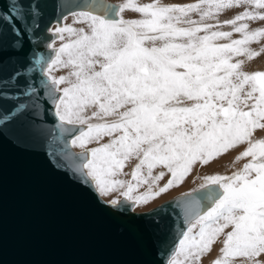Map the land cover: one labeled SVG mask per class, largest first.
Returning a JSON list of instances; mask_svg holds the SVG:
<instances>
[{"label":"snow or ice","instance_id":"obj_1","mask_svg":"<svg viewBox=\"0 0 264 264\" xmlns=\"http://www.w3.org/2000/svg\"><path fill=\"white\" fill-rule=\"evenodd\" d=\"M245 6L253 10L226 22L242 39L222 45L214 42L231 38L232 31H212L219 25L197 24L189 18L197 13L206 21L224 10ZM109 7L89 6L90 10L73 14L74 22L86 24L88 33L57 27L55 33L61 39L64 33L76 39L56 50L48 64L51 83L68 84L56 103L55 116L62 123H87L92 117L83 113L93 106L98 108L93 117H118L112 123H89L72 140L73 146L86 148L104 135L122 133L92 148L90 158L85 155L80 171L86 182L101 195L125 188V182L116 177L125 161L136 155L140 158L132 174L136 185L128 183L122 195L135 205L147 204L182 183L197 162L206 165L247 142L250 146L243 156L253 162L232 177L205 178L202 198L208 201L207 207L196 212L168 264H198L229 228L223 242L225 258L251 259L264 254V140H251L255 130L264 129V72L248 75L240 71L241 63L231 62L234 55L249 59L258 55L245 46L264 38V30L249 31L247 23L239 22L264 21V0H201L187 7H140L129 0L118 11L143 14L144 19L133 21L110 18L103 11ZM181 23L193 26L182 28ZM202 32L206 34L198 35ZM157 41L163 43L156 46ZM54 67H71L75 80L55 79L51 76ZM21 77L17 70L8 79L19 85ZM185 101H191V106H183ZM157 166L166 168L172 179L158 191L150 186L133 197L137 186L162 179L163 174L152 175ZM145 167L146 176L142 174ZM193 202L200 203L195 198ZM118 203L111 201L113 206ZM197 226L199 231L193 234Z\"/></svg>","mask_w":264,"mask_h":264},{"label":"water","instance_id":"obj_2","mask_svg":"<svg viewBox=\"0 0 264 264\" xmlns=\"http://www.w3.org/2000/svg\"><path fill=\"white\" fill-rule=\"evenodd\" d=\"M101 4L0 0V264H166L182 228L207 207L194 194L147 213L125 203L112 210L81 173L83 155L68 144L77 129L54 116L39 69L48 52L38 45L53 22ZM17 70L19 85L8 79Z\"/></svg>","mask_w":264,"mask_h":264},{"label":"rangeland","instance_id":"obj_3","mask_svg":"<svg viewBox=\"0 0 264 264\" xmlns=\"http://www.w3.org/2000/svg\"><path fill=\"white\" fill-rule=\"evenodd\" d=\"M102 3L104 2H110V0H98ZM114 3L117 4H123V2L128 3L129 0H113ZM132 3H134L137 6L143 7V6H149V5H156V6H166V7H187L188 5L191 4H198L201 3V0H132ZM107 5L106 3H104ZM117 4H114L116 6ZM113 6V7H114ZM120 6V5H118ZM112 8H109V12H107V15L116 20H121L119 17H121L122 12H119L118 10H115ZM90 10L89 8H79L75 9L72 12L68 13L65 15L63 18H61L59 21H56L52 23V25L45 31L44 35L46 37V43L45 41L40 43L38 45V49L43 52H48V57L47 59L43 62V64L40 66V73L42 78L45 80V83L48 87L51 88V92L54 94L55 99L52 105L53 112L55 115L56 111V103L57 100L63 95V89L68 86L67 83L59 84V85H53L51 83V80L49 79V72H48V64L51 62V60L55 59L56 56V50L61 48L64 44L66 43H71L76 39V36H70L68 33L63 34V39L60 38L59 35L55 33V29L57 27H72L76 29L77 31L80 30L78 25L82 26V29H84V26H87L86 24L83 23H74L73 20H75L74 13L80 12V11H87ZM130 10V9H129ZM246 10H253L249 8L248 6L241 7V8H233V9H227L224 10L222 13H220L218 16H213L211 19H208L206 21H201L200 20V15L197 13H192L190 14L189 18L193 21H196L197 24H213V25H219V27H214L211 30L212 31H232L233 35L231 38L227 40H218L215 41L214 43L217 45H222L224 43H230L231 40L233 39H242V35L235 33L233 28L228 25L226 22L230 19H234L236 15L241 14L243 11ZM98 11V10H97ZM261 11V10H257ZM132 15L127 16V20L124 21H133V20H141L144 19V16L142 13L139 12H133L129 11ZM129 15V13H128ZM137 15V16H135ZM239 23H247L249 25V31H257V30H264V21L260 20H252V21H242ZM78 24V25H77ZM74 26V27H73ZM193 25H189L187 23H181L179 27L182 28H188L192 27ZM86 30V29H85ZM88 33L89 30H86ZM54 37L57 36V41L54 39L52 40L53 34ZM49 33V34H46ZM206 33H199L198 35H204ZM53 37V38H54ZM50 38V39H49ZM44 43V44H43ZM163 42L162 41H157L156 46H160ZM40 46V47H39ZM147 46H152L151 42L147 43ZM249 51L256 52L258 53L257 56L249 59L247 55H239V56H233L231 59L232 63H241V68L240 71L252 75L255 74L256 72H264V38H261L260 40L253 42L249 45L245 46ZM45 49V50H44ZM47 49V50H46ZM66 59V58H65ZM97 59H102V58H97ZM54 67L51 71V76L54 77L55 79H59L60 77H66L71 80H75V77H72L70 74L73 71L71 67L67 68H58ZM64 70V71H63ZM96 70L99 71V65L96 66ZM60 73V74H59ZM65 74V75H64ZM74 78V79H73ZM56 88H59L60 91H56ZM247 90V88H246ZM252 102L249 101V104ZM192 102L191 101H185L183 106H191ZM243 107V105H242ZM86 108V112L83 113L85 117H92V119L88 120L87 123L85 124H68V123H62L58 117L55 116L57 122L61 126H69V127H75L77 129V133L71 137L68 142L69 145L72 149V151L75 154H82L83 155V161L81 165L85 162V155H87L90 158V150L95 147H99L103 144L110 143V140L118 138L119 135L122 133L117 132L114 135H104V137H101L99 141H93L89 143L86 148H80L79 146H73L72 145V140H74L77 136H79L80 131L87 130L88 124H100V123H112L115 120L118 119L117 116H112V117H107L104 119H100L99 117H93V110ZM88 110V111H87ZM95 110L98 111V108L95 107ZM248 110V109H245ZM91 111V112H90ZM95 111V112H96ZM89 112V113H88ZM87 113V114H86ZM107 138V139H106ZM110 139V140H109ZM105 140V142H104ZM252 142H258L261 140H264V129H257L253 132L251 136ZM109 141V142H108ZM103 142V143H101ZM100 144V145H99ZM250 145L245 142L244 144L237 145L226 152L220 154L219 156L215 157L214 159L210 160L208 164H203L200 162H197L193 166V170L189 173L188 176L185 177L184 181L182 183L176 184L172 188H169L168 191L161 193L159 196H157L155 199L149 201L147 204L143 205L142 208L139 209L137 208L138 205H135L133 201H128L125 200L124 196L122 193L127 190L126 186L128 183H132L133 185H136V182L132 180V174L136 169V166L139 164V159L137 156L134 157L132 155L127 161H125V165L121 173L116 177L117 179H120L125 182V188L123 189H118L116 191H113L108 194L109 198H107V195H101L94 187V190L96 191L97 195L99 198L112 210H116L122 203H125L132 209V213H147L150 212L151 210L165 204V203H172L184 198H187L189 196H192L194 194L197 195H202L203 192L205 191L202 188V185L205 183V178L209 176H224V177H232L233 175L242 172L244 166L248 163H252V158L251 157H244L243 152L247 150V148ZM213 164V165H212ZM142 174L147 175V168L145 167L142 169ZM163 174L162 179H160L156 184H143L139 185L136 187V190L132 193L133 197L137 195H142L146 191H148L149 187L151 186L152 191H158L160 188L165 187L168 183L169 180L172 179L171 173L168 172L166 168L163 166H157L152 170V175L153 176H158ZM114 200L118 201L119 203L113 206L111 204V201ZM110 200V201H109ZM141 207V204L139 205ZM144 206V207H143ZM147 208V209H146ZM205 210V209H204ZM203 210V211H204ZM194 218L188 221L185 224V228H182L181 234H180V239L183 238V232L187 230L189 227L190 222H193ZM193 231H199V226L193 229ZM231 231V228L225 229L224 233L221 234L220 237L217 238L215 243L211 246L212 251L208 252L207 255L205 254L204 257H206L203 261L204 264H215L216 261H223L225 264H253V260L257 262V264H264V254H261L258 257L255 258H248V257H227L225 258L224 253H223V242L227 238V233ZM179 240L174 244V248L172 249L169 257L166 260V264H168V261L172 258L173 256V250H176L175 248L179 244ZM203 257V258H204ZM202 258V257H201ZM206 260V261H205Z\"/></svg>","mask_w":264,"mask_h":264},{"label":"bare ground","instance_id":"obj_4","mask_svg":"<svg viewBox=\"0 0 264 264\" xmlns=\"http://www.w3.org/2000/svg\"><path fill=\"white\" fill-rule=\"evenodd\" d=\"M80 8H84V7H80ZM77 9H79V8H77ZM74 10H75V9H74ZM71 12H72V11H71ZM66 15H67V14H66ZM63 17H64V16H63ZM63 17H62V18H63ZM53 23H54V22H53ZM51 25H52V24H51ZM51 25H50V26H51ZM77 25H78V24H77ZM50 26H49V27H50ZM49 27H48V28H49ZM73 27H74V26H73ZM78 27L81 29V25H80V26L78 25ZM87 29H88V28H86V30H87ZM88 30H89V29H88ZM84 32H85V31H84ZM51 33L53 34V32H51ZM46 34H49V33H46ZM49 35H50V34H49ZM54 35H55V34H53V36H52V40L54 39V40L56 41V39L53 38ZM49 39H50V38H49ZM45 42H46V41H45ZM46 43H48V42H46ZM41 44H42V43H41ZM43 44H44V43H43ZM39 47H40V46H39ZM39 49H40V48H39ZM44 50H45V49H44ZM46 50H47V49H46ZM47 66H48V65H47ZM58 68L61 69L62 67H58ZM58 68H57V69H58ZM63 68H64V67H63ZM63 68H62V69H63ZM53 70H54V69H53ZM63 71H64V70H63ZM52 72H54V71H52ZM59 74H60V73H59ZM64 75H65V74H64ZM68 78H69V77H68ZM73 79H74V78H73ZM89 109H91V111L93 110L94 112L96 111V110H95V106H93V107H89ZM89 109H88V110H89ZM85 110H86V109H85ZM88 110H87V111H88ZM91 111H90V112H91ZM121 111H123V110H121ZM85 112H86V111H85ZM85 112H84V113H85ZM53 113H54V112H53ZM88 113H89V112H88ZM86 114H87V113H86ZM54 116H55V115H54ZM116 133H117V132H116ZM114 134H115V133H113V134H111V135H114ZM103 137H104V136H103ZM106 139H107V138H106ZM112 139H113V138H112ZM109 140H110V139H109ZM104 142H105V140H104ZM108 142H109V141H108ZM110 142H111V140H110ZM101 143H103V142H101ZM68 144H69V142H68ZM99 145H100V144H99ZM69 146H70V145H69ZM87 147H88V146H87ZM70 148H71V147H70ZM135 156H136V155H134V157H135ZM212 165H213V164H212ZM81 166H82V165H81ZM122 170H123V169H122ZM107 196H108V195H107ZM107 198H109V196H108ZM112 198H113V197H112ZM113 200H114V198H113ZM109 201H110V200H109ZM143 205H145V204H143ZM147 205H148V204H147ZM149 205H150V204H149ZM149 205H148V206H149ZM138 207H139V209L142 208V204H141V207H140L139 205L137 206V208H138ZM143 207H144V206H143ZM146 209H147V208H146ZM197 232H198V231H193V234H196ZM222 235H223V234H222ZM220 236H221V235H220ZM220 236H219V237H220ZM214 243H215V242H214ZM177 247H178V246H177ZM177 247H176V248H177ZM212 247H213V246H212ZM176 248H175V249H176ZM173 251H175V250H173ZM211 251H212V248H211ZM211 251H210V252H211ZM173 253H174V252H173ZM207 253H208V252H206V253H204V254L202 255V258L200 259V261L198 262V264H204V261H203V260L206 258V257H204V256H205V254L207 255ZM203 257H204V258H203ZM205 261H206V260H205Z\"/></svg>","mask_w":264,"mask_h":264},{"label":"crops","instance_id":"obj_5","mask_svg":"<svg viewBox=\"0 0 264 264\" xmlns=\"http://www.w3.org/2000/svg\"><path fill=\"white\" fill-rule=\"evenodd\" d=\"M104 3H106L107 5L106 6H110L109 8H112L113 6H114V4H117V3H114V1L113 0H110V2H104ZM125 4H127L126 2H123V4H117L116 6H114L113 7V9H115V10H119V8L121 7V6H123V5H125ZM118 5H120V6H118ZM129 11H132V10H129V9H125L123 12H122V15H121V17H119L120 19H122V20H127V16H130V15H132ZM133 12H136V11H133ZM128 13H129V15H128ZM133 16V15H132ZM135 16H137V15H135ZM138 20V19H137ZM75 20H73V22H74ZM74 23H76V22H74ZM86 28H88L87 26H84V31H85V33L87 32L85 29ZM81 29H82V26H81ZM55 39H56V41H57V36H55L54 37Z\"/></svg>","mask_w":264,"mask_h":264}]
</instances>
